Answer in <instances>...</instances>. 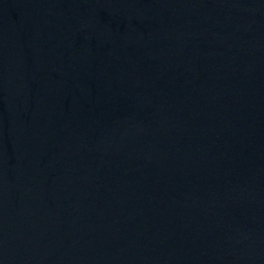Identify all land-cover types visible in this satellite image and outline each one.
Wrapping results in <instances>:
<instances>
[{
  "label": "water",
  "instance_id": "obj_1",
  "mask_svg": "<svg viewBox=\"0 0 264 264\" xmlns=\"http://www.w3.org/2000/svg\"><path fill=\"white\" fill-rule=\"evenodd\" d=\"M0 264H264V0H0Z\"/></svg>",
  "mask_w": 264,
  "mask_h": 264
}]
</instances>
